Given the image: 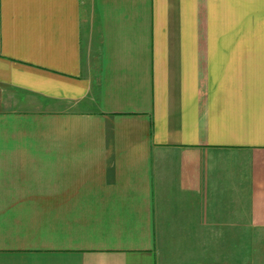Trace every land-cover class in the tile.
<instances>
[{"label":"crops","instance_id":"crops-1","mask_svg":"<svg viewBox=\"0 0 264 264\" xmlns=\"http://www.w3.org/2000/svg\"><path fill=\"white\" fill-rule=\"evenodd\" d=\"M168 187L264 227V0H0V264H156Z\"/></svg>","mask_w":264,"mask_h":264},{"label":"rangeland","instance_id":"rangeland-1","mask_svg":"<svg viewBox=\"0 0 264 264\" xmlns=\"http://www.w3.org/2000/svg\"><path fill=\"white\" fill-rule=\"evenodd\" d=\"M174 188L155 202L156 264H264V227L233 224L213 213L202 194Z\"/></svg>","mask_w":264,"mask_h":264}]
</instances>
